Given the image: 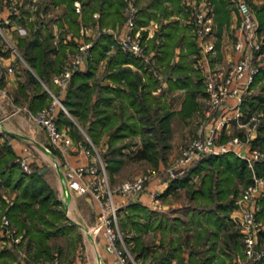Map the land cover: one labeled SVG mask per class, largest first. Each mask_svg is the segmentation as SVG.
Listing matches in <instances>:
<instances>
[{
	"label": "trees",
	"instance_id": "obj_1",
	"mask_svg": "<svg viewBox=\"0 0 264 264\" xmlns=\"http://www.w3.org/2000/svg\"><path fill=\"white\" fill-rule=\"evenodd\" d=\"M74 0H52L54 3H65L68 9L61 17L62 25L68 24L75 33L79 31L80 21L94 20L93 12L98 11L97 20L100 25L115 24L124 18V0H80L82 8L75 11ZM165 0H136L139 5V17L137 23L141 24L150 16L168 15L169 8ZM173 5H178V0H169ZM215 7V19L218 26L229 21V8L226 0H212ZM255 12L259 19V29L264 32V0L255 6ZM170 23V22H168ZM176 23L171 28L162 27V31L156 33L153 38L147 39L146 48L150 52L156 48L158 53L153 55L156 62L145 63L140 57L131 55L121 49L112 34L99 33L90 47L91 57L83 69L73 71L65 97L64 105L72 118L63 109L58 108L56 122L61 127L67 124L71 134L76 135L79 130L78 122L85 127L94 142H98L100 136L108 131L109 155L106 156V167L110 179H115L114 173L120 171L125 163V155L130 159L146 158L158 164L161 159L167 157L170 144L164 139L170 135L171 122L174 115H190L196 108L198 91L204 92L201 75L194 80L189 75V67L182 61H172L175 48L180 45L177 39V31L180 30ZM179 27V29H178ZM70 30V29H69ZM145 36L146 31L143 30ZM163 38L157 42L159 35ZM73 45V41L68 43ZM113 44L115 52L107 59L104 72L96 77L100 61L106 57L105 50ZM21 53L34 68L39 78L50 79L53 72L59 70V61L63 60L67 45L59 48L63 57L57 51L56 44L49 35L43 36L40 28H36L30 34H23L18 38ZM263 46V43H262ZM73 47V46H72ZM196 49L194 41H189V50ZM59 51V50H58ZM55 52V54H53ZM181 55H185L182 51ZM134 64L139 70H133L128 64ZM158 65L161 69H158ZM155 69L167 74L166 81L169 89L186 87L188 92L182 100L179 109L170 108L160 95L152 90L159 84V78L155 76ZM27 81L25 85L34 88L28 108L34 112L43 105L49 103L50 97L41 88V83L30 69L25 68ZM199 74V73H198ZM108 76L113 83L102 82ZM122 79V81H121ZM264 65L255 74L252 85L261 81L258 91L245 95L243 109L252 111L262 109L263 118L259 125V133L253 145L264 146ZM122 84V85H121ZM118 110V111H117ZM119 118V120H118ZM75 119V120H74ZM121 119V120H120ZM140 136V145L135 149H129L132 140L128 143L116 146L115 143L123 138ZM128 148V151H125ZM127 153V154H126ZM16 154L10 145L0 148V214L6 212L16 225V231L27 236L25 263L21 262L17 253L18 245L14 248L0 249V264H46L45 261L52 257V245L50 238L58 235L68 239H76L72 222L63 221L66 218L64 208L56 197L54 189L46 177V171L41 168H32L30 172L21 169L16 161ZM255 171L260 174L264 171V160L257 161ZM199 176V184H194L193 177ZM252 179V169L245 159L227 151L223 153H209L195 160L181 173L172 177L165 189L175 191L177 187L186 188L189 200L195 204L187 207L197 213L196 219L191 217L187 222L179 215L171 217L159 210L152 209L140 201L126 204L119 210V220L122 229H127L125 240L132 242L131 248L135 257L141 264H208L215 254L216 237L222 231L226 246L220 247L222 252H227L231 258L240 251V231L228 226L229 209L234 204L233 195L238 193V185H246ZM2 189L15 191L12 200L2 196ZM259 217H264V198L261 199ZM129 224V227L127 225ZM195 227L192 235L188 230ZM179 226H182L179 228ZM198 226V227H197ZM136 232L130 234L129 229ZM160 230L162 237L160 243L152 246L145 241L143 235L151 230ZM184 231L182 235L174 236L173 232ZM264 235V229L261 231ZM215 236V237H214ZM192 238V239H191ZM211 243L206 246L207 239ZM183 244L188 246V255L183 253ZM60 249V248H59ZM204 254V255H203ZM215 264H226V260L220 258ZM249 264H264V260H257Z\"/></svg>",
	"mask_w": 264,
	"mask_h": 264
},
{
	"label": "built area",
	"instance_id": "obj_2",
	"mask_svg": "<svg viewBox=\"0 0 264 264\" xmlns=\"http://www.w3.org/2000/svg\"><path fill=\"white\" fill-rule=\"evenodd\" d=\"M236 2L239 12V22L236 26L237 36L233 45L236 56L229 61L224 72L211 69L206 72L204 82L209 98L208 107L196 126L195 134L182 146L172 165L168 166L165 171L169 173V178H172L190 166L192 162L209 153L231 151L245 159L248 166L252 168V179L235 198L233 211L236 213L233 217L238 223L242 243V256L239 261L246 264L264 258V242L261 239L264 221L259 217L261 199L264 198V171L258 174L254 170V163L264 160V146L253 145L263 118V111L258 108L250 112L243 109L244 94L262 66L257 58L263 38L258 32L257 16L248 1L237 0ZM186 3L190 10L189 22L192 24L197 43L201 51L207 53L215 47L214 22L210 3L204 0H186ZM74 6L76 11H81L80 0H74ZM12 7L13 12L20 15L16 6ZM123 12L124 19L119 26H101L98 21H95L90 25L81 23L76 34L69 32L68 35L75 41V45L66 50L61 62V70L52 75L50 79L56 88L44 82L45 91L50 97L49 103L34 112L26 105L24 108L30 118L46 130L53 147L61 152L62 159L57 165L67 189L79 194L87 193L95 199L99 208L98 218L105 246L113 255L114 263L139 264L121 234L117 211L125 201L137 199L141 195L146 183L158 173V169H153L150 173L139 174L113 187L110 184L109 171L100 155L94 152L95 143L88 134L78 143L81 151L86 154L87 160L76 164L67 160V153L74 140L56 122L58 108L70 114L61 95L68 88L73 71L87 65L91 57L90 47L99 33L112 34L121 49L142 58L145 63L154 62L153 52L146 50V42L141 33L143 26L137 23L139 6L136 0H124ZM93 15L98 17L99 12H94ZM1 20L7 23L10 22V17L0 18V34L2 33ZM1 45L0 37V47ZM11 50L18 53L14 45L11 46ZM206 53L202 58L205 59ZM14 70L13 63L8 65L0 63V78ZM231 124L238 127L239 131L226 134V129ZM31 158L32 153L27 149L17 155L16 161L23 171L30 172L32 170ZM156 195V191L151 192L153 198ZM22 237L23 233L16 231L9 215L2 212L0 214V246L18 245ZM79 257L81 258L82 254ZM53 264L66 263L61 262L56 256Z\"/></svg>",
	"mask_w": 264,
	"mask_h": 264
},
{
	"label": "crops",
	"instance_id": "obj_3",
	"mask_svg": "<svg viewBox=\"0 0 264 264\" xmlns=\"http://www.w3.org/2000/svg\"><path fill=\"white\" fill-rule=\"evenodd\" d=\"M5 1L0 2V5H2L1 7L3 8L1 10L0 18L2 19L5 16H9L10 22L6 23L3 20H1V23L4 24L5 26L3 25L4 27H2V33L0 34V37L2 39V45L0 47V63L3 65H8L13 63L15 66V70L13 72L7 73L3 78H0V148H2L6 144L10 145L16 156L22 153L24 150L28 149L32 153V158H31L32 168L37 167V168H41V172L46 171V177L50 182V184L52 185L56 197L62 203L64 211L67 214V217L69 218L68 222H72L74 224L75 230L77 228H80L84 232L82 233V242H81V244H83L84 247V252L82 253V257L79 260L76 259L75 262H77V264L78 263L81 264L83 261H85L86 264H116L113 261V255L106 249L105 246V239L98 218L99 208L97 206L95 199L87 193L79 194L67 189L64 183V178L62 176V173L57 165L58 161L62 159L61 152L55 147H53L46 130L42 126L35 123L30 118L26 108H24L25 105L28 106L32 95L36 92L35 85H31L34 88H29L28 85H25V82L27 81L25 68L30 69L35 75L37 74L34 68L29 64L27 59L21 53V49L18 45L19 36L23 34H30L32 31H35L36 28H40L38 26H35L34 22L37 20L45 28L44 30L40 29L42 35L50 36L52 41L56 44L57 49L59 50L55 52H59L62 57L63 54L59 47L61 45H69L68 43L70 41H73V43H75V41L72 39V37L68 35L69 31L68 32L65 31V28L63 27L60 28L59 32L56 30H52V31L46 30V26H45L46 22L42 23L43 19L38 20L36 13V11L38 10L35 5L36 1L29 0L25 4L26 1L20 0L19 2V0H16V2L18 1L20 4L19 6H21L22 4L25 5L27 8V9L19 10L20 15L18 13H14L10 9V7H8V1L7 3ZM178 1H179L178 5L176 4L173 5V3H171L169 0L164 1V3L167 4L168 8L170 9L167 17L169 16V18H175L176 13L179 12V9H180V14L182 13L184 9L182 3L184 2L186 3V0H178ZM57 4L63 5L64 3H57ZM39 14H40L39 16L42 17L44 16L40 12ZM161 16L162 15L159 14V11H157L155 16H150L147 21L141 23L146 31L145 34L146 41L147 39L153 38L156 35L157 33L155 32L157 28L156 26L159 24V20ZM164 17L167 18L165 15ZM182 17L179 21V24L182 20ZM60 20L61 19L58 18L57 22H59L60 26H63L60 23ZM21 23H25L26 25L29 24L30 27L32 26L30 28V31L27 33L20 34L19 28L20 27L24 28L21 25ZM228 24H230V21ZM169 27L171 28V26H168V28ZM226 27H227V23L223 24L219 28L218 23L216 21V32L214 34L216 51L212 53L213 57L211 56V53L205 55L204 65L206 71L210 69L213 71L215 70L223 71L225 69L224 62L222 64L221 61H223V59L225 58L229 60L230 54L228 51H231V49L224 50L223 47L221 46L224 38L226 37L225 36ZM162 38L163 35H159L158 38L156 39L157 42H159ZM12 45H14L17 48L18 53H14L11 50ZM55 52H53V54H55ZM105 52H106L105 64H107V59L110 55H112L115 52V47L110 46L105 50ZM152 52L153 55L158 53L156 48H154ZM219 55L221 56L220 61L218 60ZM60 62L61 60L59 61V64ZM128 64L132 67L133 70H139V68L134 64L131 63ZM99 67L100 65H98V70H100ZM158 69H161L159 65H158ZM158 69L157 70L155 69L154 75L162 79L163 77H161V71ZM38 79L42 85L41 88L45 89L44 82H48L49 85H52V87L56 88V85L52 83L50 79L43 80L42 78L39 77ZM102 82L113 83L114 81H112V79H110L108 76H105L102 79ZM66 92L67 89L61 95L62 99L65 97ZM248 93H249V89L244 94V97ZM185 94L183 95L184 97ZM184 97H182L181 101L184 99ZM69 116L72 117L71 114H69ZM75 123L79 128L76 135L71 134L70 127L67 124H63L61 126L72 136L74 140V143L72 144L71 149L67 153V157H66L67 160L72 164L83 163L87 160L86 154L81 151L78 143L80 142V140H83L85 138L84 134L86 135L88 134V132L86 128L78 124L76 120ZM231 131H239V128L231 124L226 129V134L230 133ZM108 134H109L108 131H105L100 136L98 142L93 141L95 143L94 152L97 155H100L105 165H106V156L109 155V150H110V146L108 143ZM101 150L104 152H102ZM162 161L163 159L159 161V164H161L160 162ZM120 171L114 173V177L118 173L120 174ZM170 180L171 178H168L167 180L166 179L162 180L159 177H154L150 179L146 183L144 191L137 199L131 201H125L124 204H128L134 201H140L141 203L147 205L148 207L164 212L171 217L179 215V213L177 212L180 211L181 207L183 206L182 203L178 202L177 198L174 199L170 195L171 193H173L172 191H168L166 193L164 192L168 184L170 183ZM2 190L5 191L6 189L5 190L2 189ZM155 190H158L159 193L157 192V194L159 195L161 194L162 201L159 202L158 197H156L155 199L151 197L150 193ZM14 195H15V191L12 192L11 196L2 192V196L5 197L7 200H12ZM187 206L188 205H185V207L182 208L183 210L182 212L185 215L184 220L188 222L189 221L188 219L190 217L192 219H196L195 215L197 213L195 212L194 209H190ZM172 211H175V213H171ZM235 213L233 211V206H232L229 209V213L227 217L228 226L231 228L238 229V223L236 222V219L233 217ZM193 226L194 224H192V227L188 230V232L191 233V235L195 229V227ZM181 227L182 226H179V228ZM173 233L176 234V232ZM154 237L156 243H160L162 232L160 230H157V234ZM223 237L224 236L222 235V231H220L215 239L216 240L215 245L217 246L214 251L215 254L213 255L212 259L208 262V264H215V262H217L220 258L225 259L226 262L230 261L231 256L227 252H222L220 248L224 246L228 247L224 242L225 239ZM261 239L264 242V235H262ZM210 243H211V238L210 239L208 238L206 242V246L208 247ZM225 249H227L228 252L230 253L229 248H225ZM187 251L188 249H186L185 245L183 244V253L186 256L188 255ZM236 257H238L237 260H239L240 255ZM237 260L235 261V253H234L232 258L233 263L234 264H236V262L239 263V261ZM188 264L190 263L188 262Z\"/></svg>",
	"mask_w": 264,
	"mask_h": 264
},
{
	"label": "rangeland",
	"instance_id": "obj_4",
	"mask_svg": "<svg viewBox=\"0 0 264 264\" xmlns=\"http://www.w3.org/2000/svg\"><path fill=\"white\" fill-rule=\"evenodd\" d=\"M1 1L3 2L5 0H0V2ZM7 1H8V7H10V9L12 11L14 10V8L12 6H16V10L17 11L18 10H22V9H27L25 5L21 4V6H19L20 5L19 4L20 0H19V2L18 1L16 2V0H7ZM7 1H5V2L7 3ZM11 1H13V2H11ZM23 1H26L25 2V4H26L29 0H23ZM35 1H36L35 5H36L37 10H38V11H36L38 20L43 19L42 23L46 22V24H45L46 30H48V31L49 30H51V31L52 30H56V31L59 32L60 28L63 27V28H65V31H67V32L69 31L71 33H75L71 27L68 28L69 27L68 24L60 26L59 22H57L58 18L61 19V16L63 15V12H66L68 10V9H66L65 3L62 5V4H57V3L52 2V0H35ZM204 1L210 3L209 5L212 8L211 12H212V15H213L214 34H215V32H216V19H215L214 2L212 0H204ZM226 1H227V7L229 8V21H230V24H228L229 23V21H228L227 22V27L225 28V36L226 37L224 38L223 43H222L221 46L223 47L224 50L225 49H227V50L231 49L232 53H231V51H228L229 54H230L229 60L227 58H225L226 60L223 59V61H221L222 64L224 62L225 69H226L229 61L236 56V53L234 51V46L233 45H234V39L237 36L236 26H237V24L239 22V12H238V9H237V2H236L237 0H226ZM247 1H248L249 5L251 6V8L253 9L254 12H255V6L259 5L262 2V0H247ZM182 4L184 6V9H183L181 14H180V9H179V12L176 13L175 18H169V16L167 17V15H166L167 18H165L164 15H162L160 17L159 24L156 26L157 28H156L155 32H157V33L161 32L162 31V27H164V26L167 27L168 26L167 24H170V25L174 26L176 23H178V26L181 27V28L176 33L177 37H178L177 39H180L181 35L183 36V38L181 39L180 45L175 48V51H174L173 57H172V61L185 62V64L190 68L188 73H189L190 77L193 78L194 80H197L198 75H201L202 83L204 85L203 86L204 87V92L203 91H198V93L196 94V99H197L196 108L191 111L190 115H188L186 117V116H182V114L179 113L178 115H174V117L172 118L170 135L167 136L164 139V142L167 143V144H170V147H168V150H167V157L165 159H163L162 162H160L161 164L158 163L156 165L153 162L147 160L146 158L130 159V158L127 157V155H125V158H124L125 159V163L121 166L120 174L118 173L115 176V179L113 181L110 179V184L113 187L117 186L122 181L127 180V179H131V178H133V177H135V176H137L139 174L150 173L153 169H156V170L158 169V171H157L158 173L156 175H154V177H159L162 180H165V179L167 180L169 178V173H166V171H165L166 168L168 166L172 165L174 159L178 156L182 146L184 144H186L192 138V136L195 134L196 126H197L198 122L201 120L202 116L204 115V111L208 107L209 98H208V95H207V93L205 91V82H204L205 81L204 78L206 77V72L207 71L204 68V63H205L204 60H203L204 58H202L203 54L206 53V52L201 51V48H200L199 44L197 43L196 35H195V33H194L193 29H192V24L189 22V12H190V10H189L188 5L185 2L182 3ZM73 5H74V1H73ZM81 5H82V3H81ZM1 6L2 5H0V14H1V10L3 9ZM74 8H75V6H74ZM75 11H76V9H75ZM39 12L41 14H43L44 16L43 17L39 16L40 15ZM94 12H98V11L96 10ZM123 14H124V12H123ZM255 14H256V12H255ZM256 16H257V14H256ZM181 17H182V20H181V22L179 24V21H180ZM93 18H94V20L89 21L86 24L90 25V24L94 23L95 21H98L97 20L98 17L94 16ZM257 19H258V17H257ZM122 21H120V22L117 21L113 25L112 24H106V26L109 25V26H115L116 27V26H119L122 23ZM168 22H170V23H168ZM34 23H35V26L40 27V29H43V30L45 29L43 27V25L40 24L39 21L36 20ZM81 23H85V22L80 21L79 29H80ZM233 23H234V25H233ZM3 25L4 24L1 23L2 27L5 26V25L4 26ZM21 25L24 28H22V27L19 28L20 32L19 31L18 32L20 34L29 32L30 28L32 27V26L30 27L29 24L26 25L25 23H21ZM139 25L143 26L142 24H139ZM101 26H105V25H101ZM179 27H178V29H179ZM69 29H71V30H69ZM143 30H145V28L142 27V29H141V33L142 34H143ZM258 32H259V34L262 35L263 46L261 45L257 60L259 61V63H262V65H264V32L259 29V19H258ZM143 37L145 39L144 34H143ZM191 40L194 41L195 45H196V49H194L193 51L189 50V41H191ZM213 40L215 41L214 35H213ZM145 42L147 43L146 40H145ZM74 45L75 44L67 45L66 50L68 48L74 46ZM224 46H225V48H224ZM146 50H147V48H146ZM153 50L154 49H152L150 52H152ZM224 50H223V52H224ZM181 51L183 53H185L184 56L180 54ZM215 51H216V47L211 49V51H208L206 54L208 55V53L209 54L211 53V56H212V53L215 52ZM65 54H66V52H65ZM65 54H64V56H65ZM154 59H155L156 64H158V62L156 61L155 57H154ZM218 60L219 61L221 60V56L220 55H219V59ZM61 62L59 64V70L56 71V72H53L52 75H54L55 73H58L61 70ZM105 62H106V58H103L100 61V64H99L100 65V67H99L100 70L97 71L96 77H98L102 72L105 71V69H106ZM225 69L223 70V72L225 71ZM52 75H51V77H52ZM51 77H50V79H51ZM161 77H163V78L162 79L159 78L160 82L155 87V89H153V93L157 94V95H160L161 99L164 100L165 103L170 108H172V109H177L178 108L179 109L181 107V103H182L181 99H182V97H184L183 95L188 92L187 88L186 87H175L174 89H169V87L167 86V82L165 81V79L167 77V74H165L163 71H161ZM252 81H251V83H252ZM251 83H250V86H249V93L250 92H254V91H258V89H259L258 85L261 84V81L257 82L255 85H252V86H251ZM50 87H52V85H50ZM52 88H54V87H52ZM72 118H74V117L72 116ZM118 120H119V118H118ZM84 136H85V134H84ZM129 140H132V144L130 145L129 149H135L136 147H138L141 144L140 143V136L138 134H136L134 136L123 137V138L119 139L115 143V145L119 146V145H122L124 143H128ZM125 149H126L125 151L129 150L128 148H125ZM102 152H104V151H102ZM254 165H255V163H254ZM254 170H255V168H254ZM154 177H152V178H154ZM192 181H194V184L198 185L199 181H200V177L199 176H194ZM244 187H245V185H241V184L238 185V189H239L238 193L233 195L234 192L231 191L229 196H233L234 201H235V198L239 196V192ZM1 191L6 193L9 196H11V194L13 192V191L8 190V189L5 190V191H3V190H1ZM155 191L158 192V190H155ZM186 191L187 190L184 187H177L176 190L174 192L172 191L173 193L170 194L174 199L177 198L178 202H181L182 205H183L181 207L180 211L177 212V213H179L181 218L185 217L184 213L182 212L183 211L182 208L185 207V205H189L190 204L192 206L193 204H195L192 200H189ZM150 195H151V193H150ZM156 197L159 198L158 199L159 202L162 201L161 194L160 195L157 194L155 196V198ZM155 198H153V199H155ZM125 205L126 204L121 205L118 208V211H117L118 224H119V228H120V231H121V234H122L123 238L125 236V233H126L127 229L126 230L122 229L121 226H120L121 223H120V220H119V210L122 209ZM171 213H175V211H172ZM65 215H66V218H64L65 220H63V221H69V218L67 217L66 213H65ZM260 218L264 221V217H260ZM14 226L16 227L15 224H14ZM127 227H129V224L127 225ZM21 232L23 233V230ZM128 232L130 234H133L136 231L134 229L130 228L128 230ZM82 233H84V232L80 228H77L76 230H74V232L72 234H70V236L73 235V234L77 235L75 240H73L72 238L68 239L66 236H62V235H58V236H56L54 238L53 237L50 238V243L52 245V253L53 254H52V257L50 259H47L45 261V263L46 264H53V259L56 256H58L59 259L61 260V262H63V263H66V264H77V262H75V260L76 259L79 260L80 259L79 255L84 252L83 244H81V242H82ZM156 234H157V229L146 232L143 235V237H144L145 241H148V243L150 245H152V244L154 245V243L156 245L157 243H156L155 237H154V236H156ZM178 234L182 235V234H184V231L176 232V234L174 233L175 236L178 235ZM26 238H27V236L23 234V237L21 239L20 244L17 247H15V249H17V253L19 254V258L23 260V261H21L23 263H25V258L27 256L26 252H25ZM126 242L128 244V248H129L130 252L133 255H135L134 251L131 248L132 242L131 243L129 241H126ZM7 246L8 245H6L4 247L0 246V249H2V248H12V247L14 248L15 244L12 245V247H7ZM185 248L188 249V246L185 245ZM237 251L235 253V261L238 258L236 256H238V255H240V257L242 256V243H241L240 251H238V252ZM230 252H231V250H230ZM137 261L139 262V264H141L140 263V259H137ZM237 261H239V260H237ZM78 264H80V263H78ZM81 264H86V263H85V261H83ZM226 264H229V262H226ZM232 264H234V263L232 262ZM236 264H242V263H240V261H239V263L236 262Z\"/></svg>",
	"mask_w": 264,
	"mask_h": 264
}]
</instances>
